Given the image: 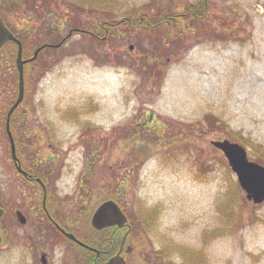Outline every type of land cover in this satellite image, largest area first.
I'll list each match as a JSON object with an SVG mask.
<instances>
[{
    "label": "rangeland",
    "instance_id": "1",
    "mask_svg": "<svg viewBox=\"0 0 264 264\" xmlns=\"http://www.w3.org/2000/svg\"><path fill=\"white\" fill-rule=\"evenodd\" d=\"M195 1L0 0L25 58L73 30L25 64L13 131L27 160L58 169L60 191L116 195L135 227L131 264H264V201L229 191L237 181L210 142L264 161V0H207L200 19L186 16ZM15 51L0 48V196Z\"/></svg>",
    "mask_w": 264,
    "mask_h": 264
},
{
    "label": "flooded vegetation",
    "instance_id": "2",
    "mask_svg": "<svg viewBox=\"0 0 264 264\" xmlns=\"http://www.w3.org/2000/svg\"><path fill=\"white\" fill-rule=\"evenodd\" d=\"M14 128L21 134V128ZM11 132L17 158H12L9 144L11 175L0 196V264H108L110 259V264H131L135 227L116 195L96 196L87 183L75 195L60 191L54 182L58 169L47 157L27 160L20 136ZM108 199L127 216L124 225L120 220L101 227L92 224L94 211Z\"/></svg>",
    "mask_w": 264,
    "mask_h": 264
},
{
    "label": "water",
    "instance_id": "3",
    "mask_svg": "<svg viewBox=\"0 0 264 264\" xmlns=\"http://www.w3.org/2000/svg\"><path fill=\"white\" fill-rule=\"evenodd\" d=\"M9 40L15 42L17 45L15 64L18 72V93L15 101L7 110L5 129L9 136L12 157L14 160H16L17 157L15 154V144L10 130V116L24 96V63L34 59L38 51L44 45L37 47L33 56L28 59H24L22 57V41L6 26L0 15V47ZM60 44L61 42L57 43L56 46H59ZM130 48H132V45H130ZM211 144L223 152L232 172L236 177V180L245 193L246 199L256 204L261 203L264 200V166L254 160L249 159L245 147L236 141L230 140L228 138L214 139L211 140ZM2 212L3 210L0 207V216ZM115 220H120L119 224L124 225L127 222V217L120 209L118 204L113 200H106L102 202L94 211L91 219L92 224L97 227L109 225L115 222ZM111 261L112 259H110L108 264H110Z\"/></svg>",
    "mask_w": 264,
    "mask_h": 264
},
{
    "label": "trees",
    "instance_id": "4",
    "mask_svg": "<svg viewBox=\"0 0 264 264\" xmlns=\"http://www.w3.org/2000/svg\"><path fill=\"white\" fill-rule=\"evenodd\" d=\"M97 1H99L100 2V6H102V8L103 7H105V8H107V0H97ZM111 1V0H110ZM91 2V1H90ZM105 2V3H104ZM208 2H207V0H198V1H195V2H191V3H189V5H188V7H187V10H188V12L186 13V16H190V17H192V18H195V19H200V18H203L204 16H205V14H206V12H207V10H208ZM149 18H153V17H149ZM167 18V19H166ZM142 20H143V18H142ZM125 20H122L120 23H122V22H124ZM148 21H149V23L151 24V25H153L152 24V21L151 20H149L148 19ZM160 21H161V23H163V25L165 24V23H167V25H171L172 23H171V21H172V18L170 17V16H168V17H163V19L161 18L160 19ZM117 23V22H116ZM119 23V22H118ZM125 24H128L129 23V25L130 26H132L134 23H130V22H124ZM174 25V24H173ZM101 30H103L102 29V26H101V29H100V31ZM104 35H105V37H107L108 35H109V29H107V28H105V31H104ZM14 45H15V43L14 42H12ZM12 116H13V114L11 115V119H10V126L13 128V127H15L14 125H13V122H12ZM13 125V126H12ZM259 163H262V164H264V161H261V160H259ZM226 165H227V163H226ZM227 167H228V165H227ZM229 168V167H228ZM230 169V168H229ZM232 184H231V187H230V190L229 191H234L239 197H241V190H240V188H239V185H238V183L237 182H235V180L234 179H232L231 181H230ZM245 199V198H244ZM255 205V204H254ZM228 206H230V204L228 203ZM227 206V207H228ZM230 209H232L231 208V206L229 207ZM227 211H229V209L227 208L226 209ZM164 253V252H163ZM202 251H201V249H198L196 252H195V256H198V254L200 255H202ZM193 259H195V257H193Z\"/></svg>",
    "mask_w": 264,
    "mask_h": 264
}]
</instances>
